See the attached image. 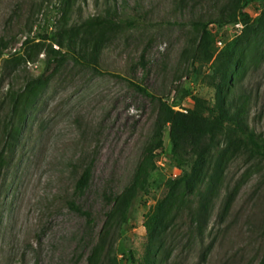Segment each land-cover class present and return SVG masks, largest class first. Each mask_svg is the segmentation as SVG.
<instances>
[{
  "label": "rangeland",
  "instance_id": "rangeland-1",
  "mask_svg": "<svg viewBox=\"0 0 264 264\" xmlns=\"http://www.w3.org/2000/svg\"><path fill=\"white\" fill-rule=\"evenodd\" d=\"M124 1L121 16L130 23L106 35L99 54L103 74H96L71 60L47 68L51 47L58 48L38 36L57 23L74 26L102 14L106 0H71L67 9L57 0H0V39L8 44L0 60V264H91L92 249L101 240L93 264H110L114 257L126 264L127 250L138 259L143 255V216L163 197L168 171L156 164L150 179L156 185L137 206L126 232L106 196L120 194L130 183L152 143L161 117L159 99L176 111L191 109L193 96L214 99L194 60L202 25L211 21L208 29L224 45L237 39L238 30L215 22L230 0ZM260 10L253 2L245 11L255 18ZM27 39L32 42L25 45ZM256 45L248 50L254 58L244 85L252 96L251 126L264 136V38ZM41 74L47 83L24 113L25 83ZM16 96L22 105L13 113L11 97ZM20 120L26 121L7 147L3 124L19 128ZM163 140L166 144L167 133ZM88 165L90 186L77 198L74 187ZM70 201L91 214L90 224L69 208ZM165 247L163 264H260L264 161L237 157L229 162L202 240L180 216Z\"/></svg>",
  "mask_w": 264,
  "mask_h": 264
},
{
  "label": "trees",
  "instance_id": "trees-1",
  "mask_svg": "<svg viewBox=\"0 0 264 264\" xmlns=\"http://www.w3.org/2000/svg\"><path fill=\"white\" fill-rule=\"evenodd\" d=\"M57 1L67 9L71 0ZM253 2L261 5L260 13L255 18L245 11ZM125 6L124 0L121 5L106 0L102 14L74 26L68 25L66 21L59 23V26L57 23L55 30L51 32L43 29L38 37L58 48L55 51L51 47L53 54L47 59L45 66L48 68L55 64L53 66L56 69L61 63L71 60L93 73L103 74L99 65L101 45L107 34L127 22L130 23L121 16ZM215 22L220 27L241 24L243 28L234 42L218 50L216 40L208 29L211 21L202 25L194 60L200 71L203 70V83L214 91V99L207 101L193 96V107L181 111L174 110L159 99L161 117L152 143L137 165L130 183L120 194L106 196L108 203L113 206L121 232H126L137 206L145 203L151 185H156L155 182L151 184L150 179L157 171L156 161L160 155H164L170 167L181 171L176 179L165 180L163 197L156 200L143 216L146 241L142 257L138 259L132 251L127 250L123 254L126 264H163L166 259L167 236L180 216L202 240L203 232L219 199L224 170L229 162L237 157L264 161V136L251 126L252 96L244 85L248 66L254 58L248 54V50L251 46L256 49L258 37L264 38V0H230L220 13L219 20ZM30 42L32 40L27 39L24 44L28 45ZM238 44L245 47L239 48ZM7 47L8 44L0 39V60ZM260 57L264 59V51ZM47 80L42 74L27 80L24 113L34 106L39 91L46 85ZM132 85L141 94L154 98L145 87ZM19 97H11L13 113L21 108ZM25 121L20 120L19 128L4 122L2 131L7 147L11 146L12 140H16ZM164 133H167L166 144L163 140ZM91 178L92 169L88 165L83 168L76 181L73 192L75 197L80 198L85 194ZM229 199L230 197L225 201L226 207ZM176 203L180 205L175 206ZM68 205L91 223V214L83 211L76 201H70ZM103 244L104 240H101L92 249L89 257L91 264L102 250ZM110 264L119 262L114 257ZM260 264H264V258Z\"/></svg>",
  "mask_w": 264,
  "mask_h": 264
},
{
  "label": "built area",
  "instance_id": "built-area-1",
  "mask_svg": "<svg viewBox=\"0 0 264 264\" xmlns=\"http://www.w3.org/2000/svg\"><path fill=\"white\" fill-rule=\"evenodd\" d=\"M229 27L238 30V35L241 33V30L243 28L241 24H237L235 26H229ZM215 45L218 48V50L224 47V43L221 40V38L216 39ZM156 164L158 165V167H163L166 171H168V178L176 179L181 174V171L179 169L175 167H170L164 155H160V157L156 161Z\"/></svg>",
  "mask_w": 264,
  "mask_h": 264
}]
</instances>
